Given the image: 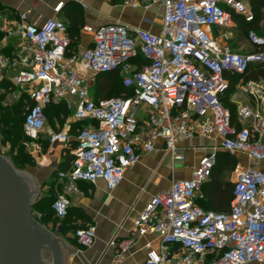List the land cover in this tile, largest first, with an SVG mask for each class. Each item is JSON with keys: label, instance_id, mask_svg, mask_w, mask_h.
<instances>
[{"label": "built area", "instance_id": "2783aa9c", "mask_svg": "<svg viewBox=\"0 0 264 264\" xmlns=\"http://www.w3.org/2000/svg\"><path fill=\"white\" fill-rule=\"evenodd\" d=\"M133 7L159 5L162 23L158 33L125 23L84 26L92 44L71 52L67 25L52 17L38 24L26 12L6 37L17 39L12 52L0 50V71L14 86L11 98L27 93L23 124L25 134L37 143L47 126L45 109L64 104L75 121H87L79 129L71 168L53 203L55 232L67 216L70 196L78 182L102 179L110 190L123 180L141 152H152L159 140L173 160H184L188 139L202 136L216 140L202 154L188 178L173 179L171 186L155 194L134 220L140 234L155 232L157 247L147 244L145 264H264V79L236 84L246 100H238L236 117L220 100L230 85L226 73L244 75L250 66L264 62V35L249 30L247 40L257 50L235 52L216 33L230 27L233 14L255 19L246 0H139ZM63 3L55 6L59 12ZM1 29V25H0ZM141 53L147 63L137 67ZM122 69L132 94L95 99L90 78ZM70 124L49 130L50 144L66 146ZM36 151L40 150L37 143ZM219 150L237 157L233 171L230 209L206 210L196 201L202 185L216 166ZM241 155L248 161H243ZM77 241L93 244L96 230L80 227ZM131 240L119 245L126 249ZM120 260V259H119Z\"/></svg>", "mask_w": 264, "mask_h": 264}, {"label": "crops", "instance_id": "0c3cea01", "mask_svg": "<svg viewBox=\"0 0 264 264\" xmlns=\"http://www.w3.org/2000/svg\"><path fill=\"white\" fill-rule=\"evenodd\" d=\"M60 1L63 5L57 13L54 8ZM128 1L0 0V50L9 53L14 50L18 38L6 37L5 31L15 29L24 12L28 14L29 21L38 24L49 18L59 17L70 32L76 34L69 52H80L92 44L93 36L84 29V26L98 27L106 23L119 22L158 33L162 23V7L159 5L133 7ZM6 76V72L0 71V78ZM241 95V100H246L242 93ZM70 113L72 121L62 125L55 115L53 118L55 127L47 123L45 130L40 134L38 144L43 145L44 140L48 139L49 130H60L65 124H70L72 128L76 121L71 110ZM215 141L202 136L188 139L182 144L185 159L173 160L170 152L159 140L154 151L140 153L138 162L126 170L123 180L113 190H110L102 179L95 183L79 181V192L70 196L68 209L71 212L70 219L78 227H94L96 237L92 245L84 246L77 241L72 230L60 234L73 250L70 254L66 253L68 254L66 264H145L147 244L157 247L160 236L155 232L140 234L134 224L135 218L155 194L170 188L173 179L190 177L198 159L211 150ZM75 143L76 134L70 129V138L66 146L49 144L44 152L37 154L38 158H35L37 166L33 175L37 184L41 185L38 199L54 182L63 189L64 180L60 173L63 171L64 155L72 153ZM241 159L248 161L243 155ZM226 175L223 172L221 179L234 183V171L230 176ZM203 193L201 189L199 199L197 198L198 203L203 199ZM54 228V225L50 226L55 232ZM124 240H131L126 249L119 245Z\"/></svg>", "mask_w": 264, "mask_h": 264}, {"label": "trees", "instance_id": "16d2710c", "mask_svg": "<svg viewBox=\"0 0 264 264\" xmlns=\"http://www.w3.org/2000/svg\"><path fill=\"white\" fill-rule=\"evenodd\" d=\"M112 1L118 2L124 0ZM249 2L255 14V19L252 22L245 21L244 18L239 14H233L234 20L238 21L239 24L241 23V26L238 27L243 33L246 34L249 32V30L258 32V21L264 18V0H249ZM68 32L70 37L72 38L73 45L74 35L76 34L70 32L69 28ZM70 53L71 52H69V54ZM147 62V59L141 53H139L133 59V63H135L137 67H141ZM118 70H120V68L117 70L97 74L98 76L95 88L96 94L95 92L92 93L95 99L116 97V95L127 96L132 94V86L126 84L123 77L118 78ZM225 75L230 80V85L223 93L220 94V100L226 107L231 110L233 118H235L237 113L236 106H228L226 102H228L227 97H229L232 94V91L236 88V76H238V78H241L243 76L235 73H226ZM244 76H246L245 80L264 79V62L256 63L250 66ZM14 89V86L8 79H3L0 81V144L2 141H6L9 139L12 142L13 149H15V147L17 146H20L22 140L25 139L23 124L25 121L27 107L31 104V100L27 93H22L18 99L11 98L10 93ZM64 112L70 113V110L64 104L49 105L45 109L47 118H49V116H52L54 118L55 115H57L59 120H61L60 117ZM86 124V120L76 121L72 125L71 132H74V134H76L77 136L79 129L84 127ZM52 126L55 127V122H53ZM43 144L45 146V150L49 146L50 142L47 139L44 140ZM13 158H15L16 160L15 165L17 167H25V162L27 159L32 161V158L28 157L27 154H22L20 157L18 156V154H15ZM73 158L74 156L70 152L64 155V166L62 167V172H66L71 168ZM237 160L238 159L236 156L231 155L228 152H219L216 166L213 169L210 178L202 185L204 193L202 196L203 199L199 203V198L197 199V203L199 205L218 212H227L230 209L233 183L231 181L221 179V175L223 172H225V170H229V168L233 169ZM60 191H62V188L59 187V185H56L54 182L48 192L37 199L33 204V214L35 218L49 228L51 225L55 226L56 217L55 211L53 209V203ZM51 199L53 200L50 203ZM37 215L40 216V220L37 218ZM70 215L71 212L70 210H68L67 216L61 222V234L66 233L69 230L75 232L78 228H80L72 223Z\"/></svg>", "mask_w": 264, "mask_h": 264}, {"label": "water", "instance_id": "95a60500", "mask_svg": "<svg viewBox=\"0 0 264 264\" xmlns=\"http://www.w3.org/2000/svg\"><path fill=\"white\" fill-rule=\"evenodd\" d=\"M40 188L33 175L0 153V264H66V253L73 252L35 218Z\"/></svg>", "mask_w": 264, "mask_h": 264}, {"label": "rangeland", "instance_id": "374dc122", "mask_svg": "<svg viewBox=\"0 0 264 264\" xmlns=\"http://www.w3.org/2000/svg\"><path fill=\"white\" fill-rule=\"evenodd\" d=\"M246 1L249 2V0H246ZM240 24H239L238 21H235L234 18H233L232 25L230 27H227L225 29H221V30L217 31L216 38L222 44H226L227 46H229V48L232 51H235V52H250V51L257 50L258 46H254L251 43H249L248 40H247V34L243 33L240 30V28L238 27V26H241ZM258 27H259V31L257 32V34L264 35V18L261 19L260 21H258ZM117 75H118V78L123 77L124 81L128 77V73L122 71V69L117 71ZM244 75H242L243 77H241V78H238V76H236V83L237 84L240 83L241 79H244V80L246 79L245 78L246 76H244ZM97 76L98 75H95V76H92L90 78L89 83H90V92H91V94L93 92H95V94H96L95 88H96ZM111 96H113V95H111ZM227 98H228V102H226V103H227L228 106H231V107H235L236 106L237 107V102H238V100H241L242 95H241V92L239 91V89L235 88L232 91V94L229 97H227ZM60 118H61V120H60V124L61 125L63 123H65V122L72 121L71 120V113H69V112H66V113L64 112L61 115ZM53 122H55V120L53 119L52 116H49V118L47 120L48 125H50V126L53 125ZM24 138L25 139L22 140L20 146L15 147V149L12 148V142L9 139L6 140V141H2L1 144H0L1 145L0 153L3 154L6 157H10L11 161H13L14 165H15L16 160H15V158H13V156L15 154H18L19 157L22 154H27L28 157L32 158V161L27 159L26 162H25L26 163L25 167H21L20 166L18 168L23 169L24 171H26L29 174L33 175V172L36 171V166H37V161H36L35 158H38L37 154H41L42 152H44L45 146H44V144L41 145L39 143L41 148H40L39 152H37L36 151V149H37L36 145H37L38 142L37 143L33 142V140L30 139L29 137H27L25 135V133H24ZM34 155H35V157H34ZM225 173L227 174L226 176L228 177V176H230L233 173V169L229 168V170H225ZM47 192H48V189H47V191L46 190L44 191V195ZM38 196H40V193H39ZM38 196H37L36 200L38 199ZM53 199H51L50 203L52 202ZM39 217L40 216L37 215V218L40 220L41 218H39Z\"/></svg>", "mask_w": 264, "mask_h": 264}]
</instances>
